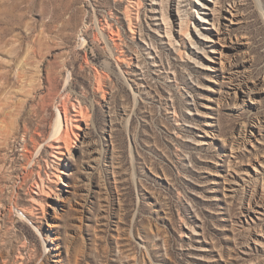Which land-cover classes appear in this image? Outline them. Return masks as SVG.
Here are the masks:
<instances>
[{
    "label": "rangeland",
    "instance_id": "1",
    "mask_svg": "<svg viewBox=\"0 0 264 264\" xmlns=\"http://www.w3.org/2000/svg\"><path fill=\"white\" fill-rule=\"evenodd\" d=\"M215 1L179 52L174 2L0 0V264H264V0Z\"/></svg>",
    "mask_w": 264,
    "mask_h": 264
},
{
    "label": "bare ground",
    "instance_id": "2",
    "mask_svg": "<svg viewBox=\"0 0 264 264\" xmlns=\"http://www.w3.org/2000/svg\"><path fill=\"white\" fill-rule=\"evenodd\" d=\"M152 1H156V0H152ZM162 3L166 2L165 6H168V10L171 4H173L176 6L175 8L177 9L178 12V18L177 20H179V26H180V32H176L173 26V17L171 18V16H169V13L167 12H163L162 14V21L165 25V32L168 36V41L170 42V44L174 45L178 51L180 52L181 49L178 48L176 45L179 44L181 41L180 39H184L187 36H190V26H191V19L189 18V15L187 14L186 10L183 9L182 7V0H161ZM219 3V0L215 1V4L213 6V11L216 12L217 9V5ZM140 0H138L137 5L140 6ZM164 4H162V7L164 6ZM202 5V6H201ZM201 5H200V10H204L205 7L209 8L211 7V5H209V3L205 2V1H201ZM164 6V7H165ZM155 9V8H154ZM197 11V12H199ZM198 14H201L200 12ZM127 19L129 20V26L132 32H134V23H133V16L127 12L126 13ZM233 18L232 20H235L234 18L236 17V13L233 14ZM203 19H208L207 17H202ZM226 18V17H225ZM227 19V18H226ZM219 20V18H218ZM216 18L213 21V25L217 27L218 30H220V24ZM175 24V23H174ZM201 24L199 23V25H197V29L198 33L200 35H202L204 38H207L209 40H213V37L208 33L205 32H201V28L199 27ZM177 27V26H176ZM111 36H112V40L115 41V37H119V33L118 31H114L111 30L110 31ZM218 38L221 40L220 37L223 36V39H225V33H218ZM180 38V39H179ZM193 45L198 46L197 48L202 49L201 47H199V43L196 42H192ZM182 52V51H181ZM183 54V53H182ZM206 66H210V65H206ZM211 67V66H210ZM100 79V78H98ZM98 86V90H103L102 88V81H98L97 83ZM68 103V102H67ZM71 114L72 117H69L68 114ZM85 112L84 110L79 106H77L75 103H72L70 105H67L66 103L64 104L63 108H58V116L56 118V122L53 128V138H52V146L57 147L56 149H58V155L61 157V155H65L63 152V149H66L68 151H70V143L73 140V136H75L77 133L75 131V128H81V125L79 122H77L76 124H74V121H77L79 116H84ZM79 121V120H78ZM61 160V159H60ZM60 173V172H59Z\"/></svg>",
    "mask_w": 264,
    "mask_h": 264
}]
</instances>
